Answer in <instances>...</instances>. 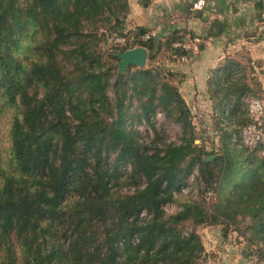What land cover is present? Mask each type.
<instances>
[{
	"label": "trees",
	"instance_id": "1",
	"mask_svg": "<svg viewBox=\"0 0 264 264\" xmlns=\"http://www.w3.org/2000/svg\"><path fill=\"white\" fill-rule=\"evenodd\" d=\"M130 9L129 0H0V111L10 112L0 264H204L197 228L247 219L249 235H238L264 263V157L230 148L231 136L219 155L195 145L190 108L153 65L163 50L191 54L174 47L178 30L148 40L139 30L132 47L104 49L114 34H134L124 30ZM137 46L148 67L119 74L116 54ZM135 96L141 113L131 112ZM159 108L183 125L180 144L139 138L135 118L151 123ZM171 203L179 210L169 215Z\"/></svg>",
	"mask_w": 264,
	"mask_h": 264
},
{
	"label": "rangeland",
	"instance_id": "2",
	"mask_svg": "<svg viewBox=\"0 0 264 264\" xmlns=\"http://www.w3.org/2000/svg\"><path fill=\"white\" fill-rule=\"evenodd\" d=\"M139 10L146 12L141 7ZM262 11L264 10L256 9L247 20L251 24H256L264 14ZM131 14L133 16L132 8L130 9V15L125 21L124 30L127 33L132 31L134 34L123 43L118 42V39L123 37L114 34L108 43L104 45L105 50L112 48L114 45L132 47L135 44V39H138L136 33L139 30H142L143 37L152 34L161 35L158 28L148 27L142 22L140 24L132 23ZM177 32H182L179 37L184 36L183 41H180V43H185L192 47L195 45L192 50L190 47L191 54L186 58L190 59L191 56H196V53H199L202 47L207 46V43L201 38L196 42L189 43L187 41L189 39L185 37L186 32L183 33L180 30ZM243 34L245 35L244 32H242ZM247 34L245 35L247 36L246 38L250 39L258 35L264 36L257 27L256 30L247 32ZM235 36L232 32H228L221 37L222 41L220 42L227 48L230 42L233 43ZM161 38L164 39L166 36L163 35ZM188 49L189 47H187ZM186 58H176L173 53L166 54L163 50L153 65L155 73L157 72L159 75V80L168 81L177 86L190 108L192 122L195 127V145H203L206 152L219 155L223 153L224 144L229 142V136H231L230 148L236 146L238 149H243L245 155L257 153L259 157H264V70L261 69L262 66L259 67L257 62L255 65L251 61L252 64H249V69L247 68L243 71L238 69H233L232 71H227L225 68L219 69L220 78H217L215 76V67L207 71L202 62L197 63L191 60L186 62ZM117 64L118 61L115 62V68L118 71ZM148 65L147 63L145 68ZM127 72L124 74L129 75ZM196 77H199V79L196 80ZM115 80V76H113L112 81ZM201 81L204 82L203 86H199ZM215 81L219 82L220 86L215 88ZM110 96L114 97L112 91H110ZM139 105L140 101L135 96L131 112L135 113L138 111V113H141ZM9 118L10 112L8 109L0 111V153L5 160L10 149L8 137ZM134 126L139 133V138L147 143H150L155 138H161L168 143L180 144L184 136L183 125L170 118L160 108L156 110L151 123L144 118L140 120L136 117ZM112 159H115V156ZM190 173L187 181L195 184L199 183L200 179L198 177L200 173L198 168L195 167ZM196 187H200V185ZM120 191L125 193L129 189L123 185L120 187ZM132 191H134V187H131ZM194 195L196 198L197 190H194ZM164 210L167 214L172 215L179 210V205L177 203L167 204ZM141 217L150 218L151 215L144 211ZM249 223L250 221L247 219L240 220L238 225H233L231 228L226 224L198 227L197 233L200 235L205 248L203 255L204 258L208 257V261L204 262V264H259L258 248L250 246L248 242H245L244 237H239L238 235L240 232H245L247 236L249 235V231H247ZM182 229L184 234H188L193 230V225L185 223L182 225Z\"/></svg>",
	"mask_w": 264,
	"mask_h": 264
},
{
	"label": "crops",
	"instance_id": "3",
	"mask_svg": "<svg viewBox=\"0 0 264 264\" xmlns=\"http://www.w3.org/2000/svg\"><path fill=\"white\" fill-rule=\"evenodd\" d=\"M129 1L133 11L132 23L142 22L148 27L158 28L162 36H168L176 30L186 32L185 37L189 39L187 40L189 43L203 39L207 46L202 47L196 56L185 60L202 62L207 71L215 67L217 78H220L219 69L243 71L249 69L252 62L255 65L257 62L264 70V36L258 35L251 39L245 36L248 35L247 32L256 30L257 22L251 24L247 19L256 9H260L255 7L259 2L263 3L264 10V0H133V3L132 0ZM200 1H203V6L197 10L194 6ZM140 7L146 12H141ZM228 32L236 36L233 43L230 42L225 48L220 41ZM242 32L245 35H242ZM187 46L188 50L190 47L191 50L195 48V45ZM198 79L199 77H196V80ZM203 81L199 86L204 85ZM216 86L220 84L215 81V88Z\"/></svg>",
	"mask_w": 264,
	"mask_h": 264
},
{
	"label": "water",
	"instance_id": "4",
	"mask_svg": "<svg viewBox=\"0 0 264 264\" xmlns=\"http://www.w3.org/2000/svg\"><path fill=\"white\" fill-rule=\"evenodd\" d=\"M255 7L262 9L263 3L259 2ZM116 57L118 58V73L124 74L132 66L144 69L149 60V51L145 47L138 46L125 52L120 51L116 54Z\"/></svg>",
	"mask_w": 264,
	"mask_h": 264
},
{
	"label": "built area",
	"instance_id": "5",
	"mask_svg": "<svg viewBox=\"0 0 264 264\" xmlns=\"http://www.w3.org/2000/svg\"><path fill=\"white\" fill-rule=\"evenodd\" d=\"M203 6V1H200L198 3L195 4L194 8L199 10L201 9ZM257 28L260 31L261 34H264V14L261 16V18L259 19V21L257 22ZM155 34L152 35H146L143 37V40H148L150 39L152 36H154ZM125 41V39H118V42L123 43ZM174 47H182L184 49H187V45L186 44H182V43H177L174 45ZM215 196V193L213 191H208L205 195L206 200H211L213 197ZM242 239V238H240Z\"/></svg>",
	"mask_w": 264,
	"mask_h": 264
}]
</instances>
